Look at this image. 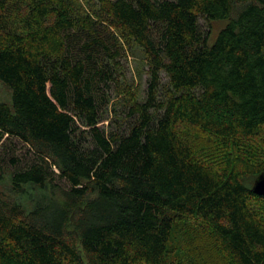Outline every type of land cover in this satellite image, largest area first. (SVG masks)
I'll return each instance as SVG.
<instances>
[{"label": "trees", "instance_id": "1", "mask_svg": "<svg viewBox=\"0 0 264 264\" xmlns=\"http://www.w3.org/2000/svg\"><path fill=\"white\" fill-rule=\"evenodd\" d=\"M94 1L0 0V264H188L187 247L191 264H264V148L248 149L264 132V0ZM132 45L146 98L106 131Z\"/></svg>", "mask_w": 264, "mask_h": 264}, {"label": "rangeland", "instance_id": "2", "mask_svg": "<svg viewBox=\"0 0 264 264\" xmlns=\"http://www.w3.org/2000/svg\"><path fill=\"white\" fill-rule=\"evenodd\" d=\"M77 8H80L81 12H86L93 14V10L95 7V1L94 0H70ZM201 24L205 26L204 21L201 19ZM221 27V24H215L214 30H217ZM119 66L116 67L115 70V82L111 83L108 88H106L108 95L110 96V103L105 110L102 122L99 124L100 127L106 131L109 130H116L120 128V130L124 131L128 128L129 120L127 119L126 122H124L125 113L128 110L129 105H127L132 99L135 97L138 98L140 101H143L146 98L147 89L149 85V73H148V62L145 58V55L143 51L137 47V46H127L126 53L123 57H121L119 60ZM162 86H166L168 84L167 78L165 74H162ZM118 82V83H117ZM162 91V90H161ZM160 91V94H161ZM0 102H6L11 103L12 102V91L11 89L5 85L3 82L0 81ZM188 136H190L195 143V145L198 147V150L210 157V155L214 156L217 160L220 159L221 155H223L226 151V149L222 146H220L218 143H215L211 138L207 137L204 134H201L196 129L191 128L187 131ZM15 144V147H12V149L16 150V154L19 157H23L26 155V150L23 149L22 144H20L18 141H13V145ZM264 148V132L258 136L257 139H254L249 144V151L254 150L258 147ZM211 156V157H212ZM31 156H28L27 159H30ZM26 160L24 159V162ZM243 163V162H242ZM21 166V165H20ZM63 186H66V184L61 181ZM251 185L253 183V180L250 181ZM2 189L9 192V184L5 183L1 186ZM32 197L27 196L26 199H23V203L30 208L32 203ZM195 222V221H193ZM191 222L187 228H190L192 226ZM195 229H197V224L195 225ZM198 230V229H197ZM188 236V232H184ZM185 234V235H186ZM186 237L188 239L189 237ZM187 251H190V248L187 247ZM184 253L183 258L185 263L191 264L190 260L194 257L190 255L189 253ZM198 254V252L196 253ZM195 258V257H194ZM203 258L202 255H200L199 258H195L197 262H199Z\"/></svg>", "mask_w": 264, "mask_h": 264}, {"label": "water", "instance_id": "3", "mask_svg": "<svg viewBox=\"0 0 264 264\" xmlns=\"http://www.w3.org/2000/svg\"><path fill=\"white\" fill-rule=\"evenodd\" d=\"M252 191L254 194L264 197V172L255 180Z\"/></svg>", "mask_w": 264, "mask_h": 264}]
</instances>
